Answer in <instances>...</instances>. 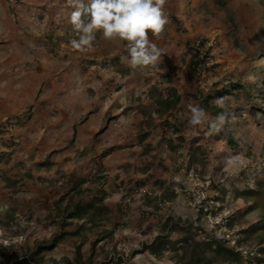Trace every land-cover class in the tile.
Wrapping results in <instances>:
<instances>
[{"label":"rangeland","instance_id":"374dc122","mask_svg":"<svg viewBox=\"0 0 264 264\" xmlns=\"http://www.w3.org/2000/svg\"><path fill=\"white\" fill-rule=\"evenodd\" d=\"M72 11L0 0V264L38 245L54 264H186L157 247L175 225L223 239L212 264H264V0H166L161 56L137 70L119 39L74 50Z\"/></svg>","mask_w":264,"mask_h":264},{"label":"clouds","instance_id":"9594fccd","mask_svg":"<svg viewBox=\"0 0 264 264\" xmlns=\"http://www.w3.org/2000/svg\"><path fill=\"white\" fill-rule=\"evenodd\" d=\"M73 9L70 23L78 39L70 44L74 50L87 51L99 33L105 41L119 39L126 42L128 66L132 70L154 66L161 49L149 40V33L159 38L168 19L164 13L166 0H67ZM218 105L221 104L217 101ZM222 106V105H221ZM188 123L199 126L205 123L203 108L189 105ZM227 119L226 113L208 121L210 129L219 132Z\"/></svg>","mask_w":264,"mask_h":264},{"label":"trees","instance_id":"16d2710c","mask_svg":"<svg viewBox=\"0 0 264 264\" xmlns=\"http://www.w3.org/2000/svg\"><path fill=\"white\" fill-rule=\"evenodd\" d=\"M201 45V43H200ZM190 46V45H189ZM202 46L204 47L205 44L203 43ZM214 93L219 92L218 89L214 90ZM207 99H211V96L206 95ZM209 113L218 116L219 114L223 113V110L220 107H217L215 105H211L206 107ZM94 208L93 204H88L85 206L78 205L75 210L70 213V217H78V218H83L88 211L92 210ZM184 227L180 225H175L174 229H177L181 232L186 233V237L183 239V241H178L177 243H170V240L164 236V238L158 239V249L159 250H167L170 249L171 247L174 249V251L177 250H183L184 252V261L186 264H212L213 263V258L208 255L210 251L219 253L221 252L222 249V243L224 242L223 239H216L214 238L213 240L207 241H198L195 237L192 231L188 229H183ZM190 232V234H189ZM167 245H165V242H168ZM170 245V246H169ZM47 249H52V245L43 247L41 245H38L35 247L32 251L24 255L22 258L17 257V258H12L10 259L7 263L5 264H54L50 263L44 260V258L41 256L42 251ZM231 251V250H230ZM157 254V253H156ZM66 264H70L67 262Z\"/></svg>","mask_w":264,"mask_h":264},{"label":"built area","instance_id":"2783aa9c","mask_svg":"<svg viewBox=\"0 0 264 264\" xmlns=\"http://www.w3.org/2000/svg\"><path fill=\"white\" fill-rule=\"evenodd\" d=\"M189 48H191V46H189Z\"/></svg>","mask_w":264,"mask_h":264}]
</instances>
